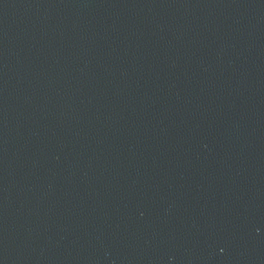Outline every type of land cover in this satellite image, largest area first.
<instances>
[{"label":"water","instance_id":"water-1","mask_svg":"<svg viewBox=\"0 0 264 264\" xmlns=\"http://www.w3.org/2000/svg\"><path fill=\"white\" fill-rule=\"evenodd\" d=\"M0 264H264V0H0Z\"/></svg>","mask_w":264,"mask_h":264}]
</instances>
